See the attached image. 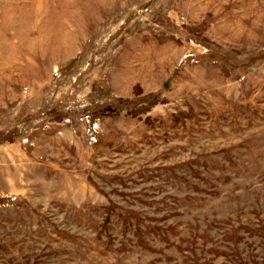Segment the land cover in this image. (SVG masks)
<instances>
[{
  "label": "rangeland",
  "instance_id": "obj_1",
  "mask_svg": "<svg viewBox=\"0 0 264 264\" xmlns=\"http://www.w3.org/2000/svg\"><path fill=\"white\" fill-rule=\"evenodd\" d=\"M0 264H264V0H0Z\"/></svg>",
  "mask_w": 264,
  "mask_h": 264
}]
</instances>
